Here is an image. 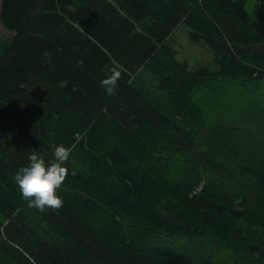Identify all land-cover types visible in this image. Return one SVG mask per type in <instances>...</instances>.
<instances>
[{"label": "trees", "instance_id": "trees-1", "mask_svg": "<svg viewBox=\"0 0 264 264\" xmlns=\"http://www.w3.org/2000/svg\"><path fill=\"white\" fill-rule=\"evenodd\" d=\"M246 2L2 0L0 22L15 34L0 32V264H220L219 247L264 264V202L243 208L221 197L233 178L264 193V165L229 143L218 150L219 138L197 141L201 123L183 120L177 106L191 91L185 79L213 70L237 91L264 96V0L254 19ZM181 25L216 68L192 71L178 60ZM113 70L120 79L108 95L101 81ZM263 139L251 138L250 154ZM189 143V165L200 171L170 175ZM59 144L72 147L63 206L41 212L14 175L33 152L52 161ZM243 210L262 222L254 235L236 230ZM207 241L209 255L194 260Z\"/></svg>", "mask_w": 264, "mask_h": 264}, {"label": "rangeland", "instance_id": "rangeland-1", "mask_svg": "<svg viewBox=\"0 0 264 264\" xmlns=\"http://www.w3.org/2000/svg\"><path fill=\"white\" fill-rule=\"evenodd\" d=\"M2 0H0L1 6ZM256 0H247L246 9L254 19V5ZM0 32L9 38H11L15 32L9 31L3 27L0 22ZM173 42L177 49V58L180 62H187L189 69L192 71L199 68H216L215 55L211 50L203 44L193 43L189 37V27L181 25L173 35ZM211 69V68H210ZM213 70V69H211ZM229 81V80H228ZM227 79L214 73H209L204 79H194L188 76L185 79L184 91H190L186 94L185 100L178 103L182 113L187 111L186 116L182 119L188 123L195 124L198 120V124L201 123L202 130L197 135L198 140H208L212 137L213 144L218 142V150L223 149L224 143L232 144L236 150L247 152L248 156L246 160L250 163H260L264 165V139L261 141V152L258 154H250L252 147L255 145L252 137L262 135L264 138V96H259L256 100L251 96L250 92L237 91L233 86L228 84ZM156 91L155 93H157ZM192 92L197 93L199 96V103L194 102L196 96ZM214 103V110L209 107V102ZM207 105L206 113L202 115L199 109L203 105ZM249 108H248V107ZM199 126V129L201 127ZM195 131H191L187 134V137L192 136ZM210 141V140H209ZM192 144L189 143L188 147H185L177 155L182 156L180 166L172 167L169 169V174L177 175L178 178L186 177L192 171H200L199 169H193L189 165V157L193 152ZM206 152L210 150L206 149ZM196 154L193 152L191 159H194ZM221 157H216L218 160ZM201 158L207 161L210 157L202 155ZM168 174V173H167ZM230 175V174H229ZM173 176V175H172ZM232 185L222 194V198L226 200L235 201L236 205H240L243 208H247L250 204L261 205L264 202V193L250 189V184L239 182L238 178L231 179ZM200 190L203 188V183L198 187ZM216 191L220 190V186L214 187ZM232 189H236L238 193L233 192ZM253 214L243 210L241 219L239 222L240 229L237 231L246 236L254 235L255 232L261 230V221L252 218ZM257 218V216H255ZM195 252L197 260L202 255H209L211 248L210 242H204L196 247ZM219 250H215V256H211L220 260V264H259L260 262H252L250 259H243L240 262L235 261L233 258H229L228 250L223 247H219ZM199 261V260H197Z\"/></svg>", "mask_w": 264, "mask_h": 264}, {"label": "clouds", "instance_id": "clouds-1", "mask_svg": "<svg viewBox=\"0 0 264 264\" xmlns=\"http://www.w3.org/2000/svg\"><path fill=\"white\" fill-rule=\"evenodd\" d=\"M120 72L113 70L101 81L108 95H114ZM72 153V147L59 144L54 146L53 160L46 162L37 153L29 157V163L21 167L14 175L15 184L28 201V206L41 212L48 209L59 210L63 200L58 195V189L69 175L66 166ZM75 175V171L72 172Z\"/></svg>", "mask_w": 264, "mask_h": 264}, {"label": "water", "instance_id": "water-1", "mask_svg": "<svg viewBox=\"0 0 264 264\" xmlns=\"http://www.w3.org/2000/svg\"><path fill=\"white\" fill-rule=\"evenodd\" d=\"M260 248H261L260 245H257V244L253 245L252 246V253L257 254L260 251Z\"/></svg>", "mask_w": 264, "mask_h": 264}]
</instances>
